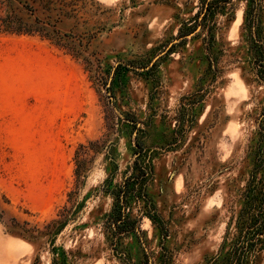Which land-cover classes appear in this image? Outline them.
Segmentation results:
<instances>
[{
  "label": "rangeland",
  "instance_id": "374dc122",
  "mask_svg": "<svg viewBox=\"0 0 264 264\" xmlns=\"http://www.w3.org/2000/svg\"><path fill=\"white\" fill-rule=\"evenodd\" d=\"M31 5L70 47L0 30V264H224L264 183V0Z\"/></svg>",
  "mask_w": 264,
  "mask_h": 264
},
{
  "label": "trees",
  "instance_id": "16d2710c",
  "mask_svg": "<svg viewBox=\"0 0 264 264\" xmlns=\"http://www.w3.org/2000/svg\"><path fill=\"white\" fill-rule=\"evenodd\" d=\"M42 2L43 8L49 11L50 0H0V30L10 34L17 35H35L38 34L43 38L55 42L57 45L67 48L70 47L63 42L56 26L48 21L50 17L40 19L36 17L34 21L31 17L24 15V12L34 15L36 9L31 2ZM212 4L209 3L206 11L211 12ZM53 28V30H50ZM80 170V169H79ZM252 196L250 197V207L245 209L248 212L249 219H241L239 222L237 241L232 246L229 255L224 258V264H245L247 256L256 252L263 243L264 235V183L259 189L251 188ZM128 193V188L126 189ZM126 201V200H123ZM1 218V217H0ZM2 219V218H1Z\"/></svg>",
  "mask_w": 264,
  "mask_h": 264
}]
</instances>
